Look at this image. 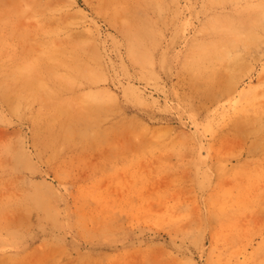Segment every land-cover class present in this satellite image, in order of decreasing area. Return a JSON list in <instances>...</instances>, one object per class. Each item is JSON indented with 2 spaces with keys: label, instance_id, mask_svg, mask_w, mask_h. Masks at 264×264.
I'll return each instance as SVG.
<instances>
[{
  "label": "rangeland",
  "instance_id": "obj_1",
  "mask_svg": "<svg viewBox=\"0 0 264 264\" xmlns=\"http://www.w3.org/2000/svg\"><path fill=\"white\" fill-rule=\"evenodd\" d=\"M0 264H264V0H0Z\"/></svg>",
  "mask_w": 264,
  "mask_h": 264
}]
</instances>
